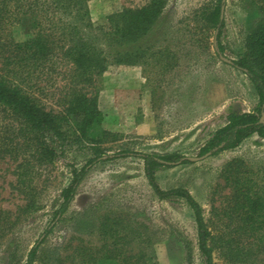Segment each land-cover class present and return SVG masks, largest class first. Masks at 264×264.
Returning <instances> with one entry per match:
<instances>
[{
  "label": "rangeland",
  "instance_id": "rangeland-1",
  "mask_svg": "<svg viewBox=\"0 0 264 264\" xmlns=\"http://www.w3.org/2000/svg\"><path fill=\"white\" fill-rule=\"evenodd\" d=\"M149 0H89L94 25L124 9H136ZM214 0H169L146 45L149 56L134 67L109 66L86 88L97 99L102 114L100 129L110 136L105 154L120 149L140 154H178L200 158L210 135L226 123L232 112H252L257 97L247 79L219 58L234 61L258 12L247 0H225L219 42L223 51L214 56V36L200 31L193 15ZM17 41L26 38L14 28ZM216 40V38H215ZM201 41V42H199ZM206 41V42H205ZM212 45V46H211ZM158 48V49H157ZM157 52V54H156ZM66 82L58 77L44 86L49 104H55ZM67 87V86H66ZM51 95V96H50ZM54 106V105H53ZM74 147L54 166L35 169L17 184L15 163L0 159V264H24L25 256L49 226L43 248L47 256L56 251L63 264H77L71 256L81 242L96 245L97 220L107 213L130 220L150 237L155 264H185L186 243L192 264H204L196 248V227L184 201L158 200L149 188L138 157L97 163L77 188L68 211L52 224L60 190L68 184L69 165L80 168L90 151ZM234 159L242 161L255 189L264 190V139L251 136L232 151H223L187 165L162 167L157 182L162 190L185 188L201 206L211 234L213 264H264V246L238 233V223L226 215L231 188L224 168ZM34 201V211L26 209Z\"/></svg>",
  "mask_w": 264,
  "mask_h": 264
},
{
  "label": "trees",
  "instance_id": "trees-1",
  "mask_svg": "<svg viewBox=\"0 0 264 264\" xmlns=\"http://www.w3.org/2000/svg\"><path fill=\"white\" fill-rule=\"evenodd\" d=\"M168 1L149 0L140 8L124 9L109 15L104 24L94 25L89 0H0V159L8 157L15 163L17 184L22 187L35 169L54 166L74 147H88L90 156L80 168L68 166L70 178L55 201L54 225L63 219L91 167L138 157L158 200L179 199L187 205L196 227V248L204 264H213L212 238L201 206L185 188L162 190L157 182L160 168L191 163L178 154H140L126 148L107 156L111 147L101 144L110 135L100 129L102 114L96 97L86 92L109 66L134 67L145 61L152 48L145 42ZM247 1L259 16L231 67L247 77L258 103L252 112L228 114L226 123L200 149L201 156L232 151L254 135L264 139V0ZM221 5V0H214L194 12L193 20L205 40L210 31L216 32V41L221 35ZM14 28L24 30L26 38L15 40ZM214 50V56L223 51L219 42ZM57 77L66 84L57 90L58 98L51 105L44 86H53ZM244 169L237 159L224 168L225 182L231 188L226 215L238 223V235L242 232L260 247L264 246V190L255 189ZM25 208L34 211V201ZM97 221L98 244L85 248L79 240L69 255L77 264H155L150 237L130 220L107 213ZM52 228L27 252L24 264H63L57 251L48 257L43 248ZM185 249V264H192L188 243Z\"/></svg>",
  "mask_w": 264,
  "mask_h": 264
},
{
  "label": "water",
  "instance_id": "water-1",
  "mask_svg": "<svg viewBox=\"0 0 264 264\" xmlns=\"http://www.w3.org/2000/svg\"><path fill=\"white\" fill-rule=\"evenodd\" d=\"M224 3H225V0H221V8H220V17H219V19H220V21H222L223 20V14H224ZM216 33V32H215ZM216 44V40H215V36H214V42H213V45H214V48H215V45ZM219 58L221 59V60H223L224 62H226L227 64H229V65H231V61L230 60H227V59H225V58H223V57H221L220 55H219ZM262 120L264 121V116H262ZM210 156V154L209 153H207V154H205L204 156H202V157H200V158H188V157H185V159L186 160H188L189 162H197V161H199V160H201V159H204V158H206V157H209Z\"/></svg>",
  "mask_w": 264,
  "mask_h": 264
}]
</instances>
